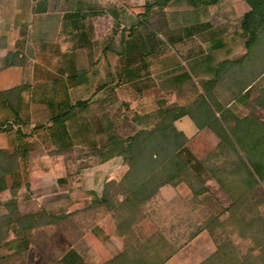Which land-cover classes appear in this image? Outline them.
I'll use <instances>...</instances> for the list:
<instances>
[{
	"label": "crops",
	"instance_id": "crops-1",
	"mask_svg": "<svg viewBox=\"0 0 264 264\" xmlns=\"http://www.w3.org/2000/svg\"><path fill=\"white\" fill-rule=\"evenodd\" d=\"M151 1L137 8V0H0V127L6 130L0 132V149L22 153L15 173H68L67 152L89 144L91 148L100 146L95 134L88 132H93V126L104 125L103 119L100 113L89 118L87 111L102 103L105 95L118 101L122 81L135 84L142 72L146 81L139 90L145 97L154 96L158 109L190 105L205 88L222 103L217 98L222 93L220 88L227 85L235 92L242 82L250 83L241 96L229 104L222 103L223 111H230L224 125L234 124L231 112L236 108L255 109V117L264 122L259 116L264 108L255 103L260 93L255 89L264 87V43L249 54L242 27L243 17L250 10L247 2L241 0V10L233 5L220 6L225 0L201 7H194L192 0H172L164 8L148 9ZM220 8L227 12L223 18L215 15ZM162 14L178 15L179 21L173 23L172 17L156 21ZM236 17L240 21L235 23ZM151 21L156 22L161 35L166 31L165 37L159 34L162 46H177L179 56L142 57V62L136 63V57H119L118 51L111 50L113 57L106 61L98 57L94 66L88 65V45H118L116 31L120 29L131 30L132 38L141 36L148 41V35L140 31L145 26L150 28ZM105 29L112 31L106 37L100 34ZM70 41L73 46L69 48L66 45ZM156 50L150 49L145 55L151 56ZM99 60L102 64L98 66ZM92 73L104 79L90 85ZM128 91L132 98L125 99L127 103L141 92ZM81 102L86 105L78 106ZM73 107L78 109L75 115L63 122L57 120ZM175 126L189 140L210 132L220 141L210 128L200 129L189 115L176 120ZM69 190L64 189L65 195ZM33 191L36 202L47 208L78 204L77 197L70 194L52 199L45 185L33 187ZM92 191L96 189L86 192Z\"/></svg>",
	"mask_w": 264,
	"mask_h": 264
},
{
	"label": "rangeland",
	"instance_id": "rangeland-1",
	"mask_svg": "<svg viewBox=\"0 0 264 264\" xmlns=\"http://www.w3.org/2000/svg\"><path fill=\"white\" fill-rule=\"evenodd\" d=\"M145 1L147 0H137V8L141 7L140 4ZM225 5H233L240 10L244 7L241 0H225L220 4V6ZM245 5L248 7L247 3ZM224 10L225 8L216 10L215 15L223 18L227 13ZM165 17H172L173 23L179 21V16L175 14L158 15L156 21L159 22ZM233 21L236 23L240 19L236 17ZM155 23V21L149 22L150 28L145 26L140 31L148 35V41L141 36L132 38L129 36L131 30L116 31L120 42L118 45L114 44V52L118 51L121 55L119 57H136V63H141L142 57L179 56L177 46L168 48L162 46L159 39L162 35V37L166 36V31L162 30L161 35ZM111 32L105 29L100 34L106 37ZM129 37L132 39L127 41ZM123 38L124 41H122ZM73 41L66 46L72 47ZM102 48L104 52L101 54ZM156 48L157 50L151 56L145 55L150 49L153 51ZM106 49L107 52H105ZM86 51V59L90 67L94 66L98 57H103L104 61L108 57H113L108 47L97 43L88 45ZM100 64L102 61L99 60L98 66ZM119 64L122 65V62L119 61ZM99 75L90 74V85L95 86L97 82L104 79H101ZM142 75L143 72L135 84L122 81L118 101L113 100L111 95H105L102 103L87 111L89 118L100 113L103 119L104 125L93 126L91 130L93 132H88L95 134L100 146L91 148L92 145L89 144L87 148L67 152L70 154V157L65 159L68 163V173L56 172L45 175L13 173L7 177L9 190L3 192L1 198L2 200L11 198V192L14 189L15 199L23 212L34 213L43 208L53 215L73 214L70 218H61L56 223L38 227L28 238L17 225H13L9 239L0 248L1 255L8 257L19 251L24 252L28 264H103L124 250L125 237L117 231L115 213L106 206H92L94 195L86 191L95 188L94 192L99 196L102 195L107 182L120 181L129 168L123 157L103 160L97 152H93V149L108 144L110 135L127 137L140 128L151 127L157 119L158 108H156L154 96L145 97L143 91L139 90L146 81ZM261 85H264V78ZM128 90H138L142 94L139 93L135 99L127 103L125 99L132 98ZM220 90L222 93H218L217 98H220L225 105L231 103L236 97L235 92L227 85ZM255 90L256 94L260 92L259 88ZM236 109L232 111L240 116L256 113L255 109L248 108L247 111ZM137 116L142 117L140 122L135 120ZM259 116L264 117V114ZM109 125H111L110 131ZM219 142L210 132H202L188 141L184 153L185 159L191 162L194 173L200 178L201 182L197 185L203 184L207 191L194 195L185 182L174 186L165 185L136 213L138 222L134 225V230L143 240L154 234H161L176 246L182 245L165 264H217L213 254L217 251L218 244L210 229H215L216 236L223 234L224 240L228 239L232 243L242 259L255 256L261 250L255 237L262 238L263 230L255 219L260 217L264 219V181L250 191L248 196L243 195L246 185L230 174L233 167L225 163L227 159L224 156H217ZM214 175L220 176L224 185L219 183ZM60 179H65V182H61ZM39 185L49 187L52 199L70 194L73 198L77 197L78 204L66 207L53 205L48 208L40 205L38 201L36 202L37 196L33 191V187ZM61 188L65 191L70 189L69 194L66 192L65 195L64 189L61 190ZM238 198L240 200L236 204ZM117 199L122 201L123 196L119 195ZM7 213L8 209L1 205L0 216ZM216 220L221 226H217ZM45 221L47 220H44V223ZM194 233L197 235L188 241Z\"/></svg>",
	"mask_w": 264,
	"mask_h": 264
},
{
	"label": "trees",
	"instance_id": "trees-1",
	"mask_svg": "<svg viewBox=\"0 0 264 264\" xmlns=\"http://www.w3.org/2000/svg\"><path fill=\"white\" fill-rule=\"evenodd\" d=\"M171 1L152 0L147 8L153 6L164 8ZM245 1L250 10L243 17L242 27L247 35L246 46L251 54L256 45L262 41L264 43V0ZM219 2L220 0H192L194 7L216 5ZM108 49L114 50V45ZM5 61L7 65L11 64L7 58ZM248 84L242 82L234 94L240 95ZM255 103L264 108V87L260 90ZM85 105L86 102L78 104L83 107ZM223 110L224 105L215 100L205 88V93L190 105L158 109L157 119L151 127L140 128L124 138L110 135L108 144L93 149V152H97L103 160L121 156L129 167L120 181L107 182L102 195L91 192L94 195L92 206H106L113 211L117 218V231L125 237L124 250L103 264H165L181 248L182 245L176 246L161 234H154L143 240L134 230V225L138 222L137 211L143 204L152 200L163 186L185 182L194 195L207 191L203 184L197 185L201 182L200 178L194 173L191 162L185 159L184 153L189 139L175 126V121L179 118L189 115L200 129L210 128L219 137L217 156H224L227 159L225 163L233 167L230 174L246 185L243 195L248 196L250 191L264 181V122L259 121L254 115L241 118L231 112L234 124L224 125L226 115L230 111ZM77 112L78 109L73 107L57 120L66 121ZM217 112H221L220 117L217 116ZM135 118L137 122L142 120L140 116ZM3 131L6 130L0 127V132ZM21 157L20 152L0 149V206L4 205L8 209L6 215L0 216V248L9 239L13 225H17L28 238L38 227L56 223L61 218H70L73 214L53 215L43 208L34 213H25L15 199L14 189L11 198L2 200V193L9 190L7 177L19 170ZM214 176L224 185L220 176ZM119 195L123 196L122 201L117 199ZM239 200V198L236 200V204ZM44 220L47 221L44 223ZM255 220L260 223L263 230L262 238L255 237L261 250L259 254L245 259L239 257L228 239L224 240L223 234L216 236L215 229H210L218 244L217 251L213 254L217 264H264V219L260 217ZM215 223L218 227L221 226L219 221L216 220ZM248 226L250 228V224ZM196 235L197 233L192 234L188 241ZM0 264L28 263L24 252L19 251L8 257L0 253Z\"/></svg>",
	"mask_w": 264,
	"mask_h": 264
}]
</instances>
